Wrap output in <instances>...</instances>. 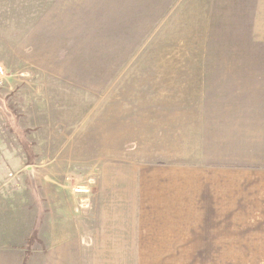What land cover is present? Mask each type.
<instances>
[{"label":"rangeland","instance_id":"rangeland-1","mask_svg":"<svg viewBox=\"0 0 264 264\" xmlns=\"http://www.w3.org/2000/svg\"><path fill=\"white\" fill-rule=\"evenodd\" d=\"M0 67V264L233 262L116 248L138 236V172L264 75V0H0Z\"/></svg>","mask_w":264,"mask_h":264},{"label":"crops","instance_id":"crops-1","mask_svg":"<svg viewBox=\"0 0 264 264\" xmlns=\"http://www.w3.org/2000/svg\"><path fill=\"white\" fill-rule=\"evenodd\" d=\"M253 77L259 79L239 90L240 105L202 107L186 122L183 137L170 140L168 165L138 172L130 187L138 236L116 249L133 257L264 264V75ZM101 209L109 217V200ZM90 225V249L109 258V220Z\"/></svg>","mask_w":264,"mask_h":264},{"label":"built area","instance_id":"built-area-1","mask_svg":"<svg viewBox=\"0 0 264 264\" xmlns=\"http://www.w3.org/2000/svg\"><path fill=\"white\" fill-rule=\"evenodd\" d=\"M3 74V69L0 67V76Z\"/></svg>","mask_w":264,"mask_h":264}]
</instances>
